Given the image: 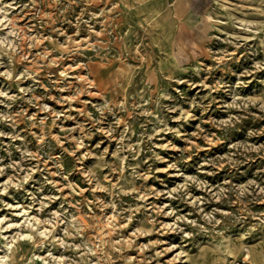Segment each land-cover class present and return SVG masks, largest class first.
I'll return each mask as SVG.
<instances>
[{
    "label": "rangeland",
    "instance_id": "374dc122",
    "mask_svg": "<svg viewBox=\"0 0 264 264\" xmlns=\"http://www.w3.org/2000/svg\"><path fill=\"white\" fill-rule=\"evenodd\" d=\"M146 6L158 15L136 33L120 0H17L9 13L20 43L15 50L0 44V93H7L0 114L23 116L13 117L15 128L0 122V129L29 141L16 145L55 152L54 141L35 139L42 131L36 122L49 116L41 105L75 117L46 119L53 137L84 123L85 109H99L105 126L116 116V132L129 126L125 143L140 156L121 171L116 132L113 139L94 133L85 143L96 155L78 166L94 179L69 168L67 180L56 175V187L41 188L48 173L36 172L24 189L0 196L14 205L0 204L8 218L0 223V257L16 264H264V31L236 26L248 0ZM10 27L0 25V37ZM113 103L118 111H109ZM156 129L167 131L153 136ZM105 147L109 155L98 159ZM11 158H20L14 148ZM173 162L176 168L156 171ZM31 194L43 208L28 209ZM33 219L49 221L42 243L26 239L37 229Z\"/></svg>",
    "mask_w": 264,
    "mask_h": 264
},
{
    "label": "clouds",
    "instance_id": "9594fccd",
    "mask_svg": "<svg viewBox=\"0 0 264 264\" xmlns=\"http://www.w3.org/2000/svg\"><path fill=\"white\" fill-rule=\"evenodd\" d=\"M17 0H10L9 3H5L4 0H0V25L4 27H10L9 32L4 36L0 37V44H3L6 48H12L15 50L16 45L20 43L16 38L19 36V30L15 27V16L9 18V13L12 11L13 7L16 6ZM148 4V0H120V12L127 17L129 24L131 25V30L136 33L139 32L140 29L146 28L148 25L153 26L154 21L156 20V16L158 14H154L153 10L146 5ZM249 7L248 9H239L240 12L243 13L244 19L236 22V18L233 20L236 22V26L242 28L245 32L250 31H264V24H255L253 22L254 18L260 17L264 18V0H248ZM210 19V17H207ZM247 74V73H245ZM0 95H7V93H0ZM13 99H15L13 97ZM55 99V98H54ZM34 102V101H33ZM69 103L68 100L57 99V103ZM2 103V101H0ZM109 102L106 101L101 105V108H108ZM71 107V105H69ZM247 106L246 104L244 105ZM239 107V105H238ZM264 107V105H261ZM41 109L49 112V116L47 118L41 119L36 122V124L42 129L41 133L35 136L37 144L43 145L46 141L51 140L54 141L57 150L55 152H45L41 149H36L35 151L29 150L26 146L21 147V145H16L14 142L16 140H20L22 144H27V138L25 135H21L19 132L13 134L12 132H5L0 129V153H5L9 158L8 163H4L5 155H0V177H3V180H0V196L8 195L11 189H24L25 184L34 180L35 173L41 172L48 173L47 176L44 177L41 188L44 185L51 184L53 187H56L57 181L52 179L51 177L60 175L64 180H67V172L70 168L73 172L82 171V174L88 180L94 179L93 172H90L87 169H81L80 165H82L83 161L87 158L96 155V153L89 149L88 144L85 141H90L91 136L94 133H102L104 137L109 139H113L112 133L116 132L117 125L120 123L119 116H116L113 123L110 126H105L103 121L105 119L104 111L101 112L99 109H94L93 113H89L87 109L81 112V115L86 117L84 123H76L72 127L64 130V133L60 136L53 137L50 130H45V120L58 119L61 115H65L66 119H75V117L66 115L65 112H55L54 110H49L47 106L41 105ZM112 109H117V105L115 103L112 104V107L109 108V111ZM18 120L20 116H23V112L13 115L0 114V122H10L12 127H16V123L14 122L13 117ZM167 131V129H156L153 131L152 135H158L159 131ZM129 131V126L127 124L124 125L123 129L119 132H116V136L119 138V147L116 149V153L114 155L118 157L121 165V171L124 170V165L126 164V160L131 157V159L136 160L140 156V151H136L133 147V144H126L125 138L127 137V133ZM27 133V132H26ZM73 133H76L73 135ZM4 137H10V140L5 142ZM128 138V137H127ZM129 139V138H128ZM151 140L152 137L150 136ZM103 143V140L100 141ZM100 143L95 145V148L100 147ZM156 148L163 147H172L170 144L167 145H156ZM13 148L16 152L20 153L19 159H12ZM84 149V151H81ZM155 150V148H153ZM131 151H135V155H131ZM124 153L125 155H120ZM156 155L155 151L153 153ZM109 155L108 148L105 147L98 159H103L104 156ZM157 160L161 163L165 162V158L162 155L156 156ZM152 158L146 157L145 163H148ZM51 161V167L55 168L54 172L49 171V165L47 161ZM35 161V163L33 162ZM207 163V162H205ZM67 165V167H66ZM151 167V165H149ZM177 163H168L167 167L164 169H156V171H167L168 168H176ZM112 170H115L114 168ZM150 176H145V179H149ZM63 187V185H61ZM28 191V190H27ZM264 191V189H261ZM171 195V193H169ZM31 198L33 200V204L28 205V209L31 210L32 207L39 204L41 208L44 206V201L38 200L35 194H31ZM51 197L49 198V200ZM192 203V201H189ZM0 204L3 205V208H12L14 205H11L3 200H0ZM19 206V205H15ZM167 215L168 213H164ZM55 219V217H53ZM7 217H0V223L7 221ZM33 223L37 224V229H30L33 232L32 236L26 237V239H33V237L42 238L40 243L43 240L47 239L51 233H47L44 231L42 225H46L49 221L37 222L33 219ZM195 223V221H193ZM10 225V221H9ZM67 235V233L65 234ZM187 235V233L185 234ZM19 233L17 234V239H20ZM243 234H241L240 239L243 240ZM53 239H56L53 237ZM260 240H264V235L258 237ZM56 242L60 245H64L63 240L57 239ZM10 247V246H9ZM243 252L245 253L244 259H247V253L250 251L248 248H243ZM260 251L264 252V247L260 249ZM0 264H16L15 260H10L8 256L0 257Z\"/></svg>",
    "mask_w": 264,
    "mask_h": 264
}]
</instances>
